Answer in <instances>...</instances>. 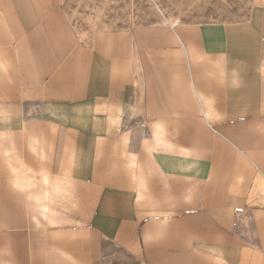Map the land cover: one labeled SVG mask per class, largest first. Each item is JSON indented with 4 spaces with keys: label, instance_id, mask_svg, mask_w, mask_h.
<instances>
[{
    "label": "crops",
    "instance_id": "crops-1",
    "mask_svg": "<svg viewBox=\"0 0 264 264\" xmlns=\"http://www.w3.org/2000/svg\"><path fill=\"white\" fill-rule=\"evenodd\" d=\"M149 2L0 0V264H264V0Z\"/></svg>",
    "mask_w": 264,
    "mask_h": 264
},
{
    "label": "rangeland",
    "instance_id": "rangeland-1",
    "mask_svg": "<svg viewBox=\"0 0 264 264\" xmlns=\"http://www.w3.org/2000/svg\"><path fill=\"white\" fill-rule=\"evenodd\" d=\"M134 2V10L131 13L125 12L124 7L131 3V0H102L109 8L105 7L103 11L122 25L133 22L145 24H157L163 22L162 16L151 5L149 0H132ZM162 3L163 13L168 11L172 15L192 14L194 20L205 18L207 13H213L225 16L233 14L234 17L244 13L250 0H156ZM160 5V4H159ZM214 6V7H213ZM209 7V9H207ZM208 10V12H207ZM212 13V14H211Z\"/></svg>",
    "mask_w": 264,
    "mask_h": 264
}]
</instances>
